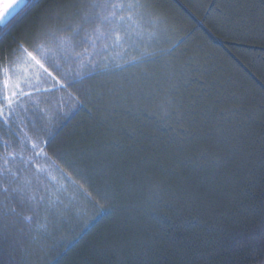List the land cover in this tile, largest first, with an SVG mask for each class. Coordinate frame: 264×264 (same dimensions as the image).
I'll use <instances>...</instances> for the list:
<instances>
[{"label":"trees","instance_id":"16d2710c","mask_svg":"<svg viewBox=\"0 0 264 264\" xmlns=\"http://www.w3.org/2000/svg\"><path fill=\"white\" fill-rule=\"evenodd\" d=\"M33 2L36 7L15 31L0 37V49L5 54L14 36L38 23L37 14L44 12L51 0ZM148 2L162 18L159 48L174 47L170 57L157 59L161 63L171 61L174 77L163 90L175 85L168 111L184 105L183 120L178 112L161 119L163 111L159 108L155 115H149L151 108L145 111L143 103L132 101H128V110L117 107L98 111L87 104L70 113L55 129L50 152L59 149L72 154L69 158L86 154L93 157L86 163L112 161L117 167L126 165L141 173L130 183L117 181L112 207L99 215L87 207L55 231L49 224L48 232L40 229L39 242L30 241L26 251L15 248L11 240H0V264L264 262V49L242 30L222 26L223 16L216 7L218 3H227L231 8L249 2L258 11L261 0ZM119 52V48L106 49L101 38L88 48L85 59L118 61ZM99 79L107 77L97 76L85 83ZM51 85L49 81L41 87ZM217 90L242 105L235 109L231 103L221 104L237 112L235 116L229 114L232 126L240 131L236 149L221 150L224 145L217 129L226 127L223 121L214 129L210 113L198 118L203 123H193L187 115L193 100L197 106L211 107L208 101ZM63 95L51 94L54 99ZM64 100L67 109L72 101L67 96ZM205 144L206 158L200 155ZM51 175L56 180L46 177V183L68 186L54 168ZM186 187L194 188L197 194L189 198L184 194ZM39 223L45 221L41 218ZM125 223L127 227H123ZM37 228L39 224L32 225L34 233Z\"/></svg>","mask_w":264,"mask_h":264},{"label":"snow or ice","instance_id":"6c2138e0","mask_svg":"<svg viewBox=\"0 0 264 264\" xmlns=\"http://www.w3.org/2000/svg\"><path fill=\"white\" fill-rule=\"evenodd\" d=\"M35 7L33 0H0V37L11 35ZM216 7L223 16L222 26L242 30L264 49V0L258 11L249 2L231 8L227 3H218ZM36 20L38 23L13 37L6 54L0 49V240H11L21 251H26L30 241L39 242L40 229L48 232L49 224L55 231L87 207L96 210L97 215L112 207L110 201L115 197L117 181L130 183L141 173L126 165L117 167L112 161L86 163L93 159L86 154L77 153L75 158H69L72 154L59 149L50 152L55 129L70 113L86 108L87 104L98 111L117 107L128 110V101L143 103L145 111L151 108L149 115H155L159 108L163 111L161 119L178 112L183 120L186 110L180 105L179 110L168 111L175 85L167 91L163 86L174 73L170 71V60L161 63L157 57H170L174 47L159 48L158 26L162 18L153 12L148 0H51ZM101 38L106 49H120L118 61L114 58L100 63L91 57L85 59L88 48ZM17 68L31 71L21 75ZM97 76L107 79L85 83ZM113 76L117 79L112 80ZM49 81L50 88L41 87ZM54 92L64 95L54 99ZM65 96L72 101L67 109ZM227 103L235 109L242 106L217 90L208 101L211 107L197 106L193 100L194 106L187 112L193 123H203L198 118L210 113L214 129L224 122L226 127L217 129L224 151L236 149L240 137L229 118V114L235 116L237 112L221 107ZM207 119L205 115L204 120ZM207 148L205 144V151L200 153L204 158ZM53 168L66 179L67 187L59 182L58 187L45 182L46 177L56 180L51 175ZM184 194L192 198L197 193L186 187ZM41 218L45 223H39ZM33 224H39L35 233ZM261 241L264 242V224Z\"/></svg>","mask_w":264,"mask_h":264},{"label":"rangeland","instance_id":"374dc122","mask_svg":"<svg viewBox=\"0 0 264 264\" xmlns=\"http://www.w3.org/2000/svg\"><path fill=\"white\" fill-rule=\"evenodd\" d=\"M16 71H17L18 73H20L21 75H25V74L27 75V74L30 73L31 70H29V72L26 73V72H24V71L22 70V68H17Z\"/></svg>","mask_w":264,"mask_h":264}]
</instances>
